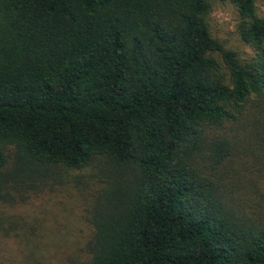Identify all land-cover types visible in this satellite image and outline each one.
Wrapping results in <instances>:
<instances>
[{
  "label": "trees",
  "instance_id": "1",
  "mask_svg": "<svg viewBox=\"0 0 264 264\" xmlns=\"http://www.w3.org/2000/svg\"><path fill=\"white\" fill-rule=\"evenodd\" d=\"M213 1L0 0V198L88 173L75 264H264V16Z\"/></svg>",
  "mask_w": 264,
  "mask_h": 264
},
{
  "label": "rangeland",
  "instance_id": "2",
  "mask_svg": "<svg viewBox=\"0 0 264 264\" xmlns=\"http://www.w3.org/2000/svg\"><path fill=\"white\" fill-rule=\"evenodd\" d=\"M256 11L264 16V0L256 1ZM238 19L232 3L213 1L208 16L212 35L226 48L249 57L252 50L236 30ZM87 174L71 170L61 183V178L51 180L37 190L26 182L13 192L16 200L0 198V264H75L76 246L90 232L93 179Z\"/></svg>",
  "mask_w": 264,
  "mask_h": 264
}]
</instances>
